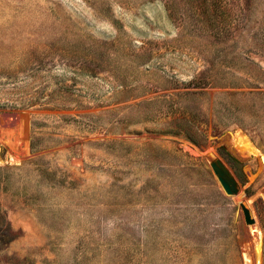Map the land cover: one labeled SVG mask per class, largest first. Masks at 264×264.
<instances>
[{
  "label": "rangeland",
  "instance_id": "374dc122",
  "mask_svg": "<svg viewBox=\"0 0 264 264\" xmlns=\"http://www.w3.org/2000/svg\"><path fill=\"white\" fill-rule=\"evenodd\" d=\"M0 214V264H264V0H0Z\"/></svg>",
  "mask_w": 264,
  "mask_h": 264
},
{
  "label": "water",
  "instance_id": "95a60500",
  "mask_svg": "<svg viewBox=\"0 0 264 264\" xmlns=\"http://www.w3.org/2000/svg\"><path fill=\"white\" fill-rule=\"evenodd\" d=\"M210 167L217 177L225 194L231 197L237 196L239 193L237 182L230 171L227 169V167L224 165V163L217 158L216 160L210 161ZM239 205L244 215L246 224L248 226L254 225L255 220L252 218L249 208L244 202H241Z\"/></svg>",
  "mask_w": 264,
  "mask_h": 264
},
{
  "label": "bare ground",
  "instance_id": "6f19581e",
  "mask_svg": "<svg viewBox=\"0 0 264 264\" xmlns=\"http://www.w3.org/2000/svg\"><path fill=\"white\" fill-rule=\"evenodd\" d=\"M243 136V135H242ZM239 137V136H238ZM244 138V137H243ZM246 138V137H245ZM245 140V139H244ZM249 140V139H248ZM248 142V141H247ZM239 144H240V146H242V147H244L245 148V150H247V151H249L251 154L252 153H254V152H257L256 150H255V148H253V147H251L252 145H250L249 143H245V142H243V140L242 139H240V141H239ZM259 151V150H258ZM256 154V153H255ZM206 156V155H205ZM212 156V160H216L217 159V157L216 156H214V154H209L208 155V157H211ZM242 194V193H241ZM236 200L238 201V203H241V202H243V198H242V196L241 195H238L237 197H236ZM255 229H257V228H255ZM254 232V231H253ZM255 232H257V231H255ZM256 234V233H255ZM257 235H259L260 236V234H259V232H258V234ZM259 241V240H258ZM260 242V241H259ZM258 244V243H257ZM261 244V243H260ZM259 248V247H258ZM258 252H259V249H258ZM261 254V253H260Z\"/></svg>",
  "mask_w": 264,
  "mask_h": 264
},
{
  "label": "trees",
  "instance_id": "16d2710c",
  "mask_svg": "<svg viewBox=\"0 0 264 264\" xmlns=\"http://www.w3.org/2000/svg\"><path fill=\"white\" fill-rule=\"evenodd\" d=\"M0 215L2 216V214ZM9 233H10V227L4 229L0 228V243H6L10 239Z\"/></svg>",
  "mask_w": 264,
  "mask_h": 264
}]
</instances>
